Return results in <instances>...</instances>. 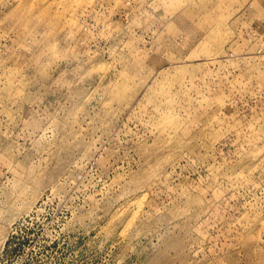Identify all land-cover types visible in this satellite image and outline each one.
I'll return each instance as SVG.
<instances>
[{
	"label": "rangeland",
	"instance_id": "1",
	"mask_svg": "<svg viewBox=\"0 0 264 264\" xmlns=\"http://www.w3.org/2000/svg\"><path fill=\"white\" fill-rule=\"evenodd\" d=\"M0 264H264V0H0Z\"/></svg>",
	"mask_w": 264,
	"mask_h": 264
}]
</instances>
